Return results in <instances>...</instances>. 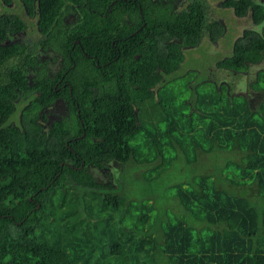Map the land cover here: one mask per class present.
Wrapping results in <instances>:
<instances>
[{
    "label": "trees",
    "instance_id": "16d2710c",
    "mask_svg": "<svg viewBox=\"0 0 264 264\" xmlns=\"http://www.w3.org/2000/svg\"><path fill=\"white\" fill-rule=\"evenodd\" d=\"M13 2L0 0V4ZM20 2L30 16L37 14L44 34L64 4L63 0ZM225 5L238 17L251 14L256 28L246 30L235 41L232 55L215 66L219 73L247 72L264 59V3L226 0ZM207 24L203 10L194 8L183 17L164 20L155 35L161 38L170 30L180 34L185 45H195ZM26 28L21 15L0 16V264H264V70L253 82L260 101L238 95L230 81L219 85L214 75L204 80L206 87L195 90V97L189 95L186 83L192 77L177 79L182 77L178 75L185 54L177 43L159 40L146 50L143 62L132 66L130 91L113 89L106 99L92 97L90 87L96 85L97 75L94 70L80 74L79 96L96 103L94 109L81 110L74 125L56 123L49 135L34 128L23 133L9 124L15 98L11 83L18 87L26 82L25 69L11 62L21 47L1 43ZM211 28V37L217 40L221 27ZM190 96L196 111L188 107ZM149 108L153 110L146 111ZM145 146L148 154H142ZM233 151L243 153L236 163L242 179L238 185L254 187L250 190L260 204L218 187L210 174H191L187 182L173 186L182 209L205 224L199 230H208L203 234L185 219L152 222L150 203L130 204L133 210H124L121 187H114L115 165L133 173L140 168L138 163L161 157L152 172L144 173L145 179L148 173L159 177L178 161L191 168L200 152ZM182 164L179 168L184 170ZM92 168L99 174L105 169L113 181L99 183ZM75 203L78 207L72 209ZM120 208L126 218L134 209L140 211L130 227L120 221L116 232L122 239L112 236L110 223L102 218L106 211L114 218ZM108 238L111 245L106 247Z\"/></svg>",
    "mask_w": 264,
    "mask_h": 264
},
{
    "label": "flooded vegetation",
    "instance_id": "af4514ba",
    "mask_svg": "<svg viewBox=\"0 0 264 264\" xmlns=\"http://www.w3.org/2000/svg\"><path fill=\"white\" fill-rule=\"evenodd\" d=\"M225 1L221 7L223 9L229 8ZM63 2L60 14L50 21L46 34L39 26L37 14L32 15V18L34 16L37 18L36 32H31L29 14L23 15L25 12L22 14L18 12L19 7L16 3L20 5L19 0H14L11 4H0L1 16L6 13L18 14L27 23L26 30L9 34L1 43L3 46L21 47L15 61L11 62L19 68L23 67L27 72L26 82L22 86L17 87L15 83H11L15 93L13 116H18V119L17 121L11 119L10 125L22 131L28 123L49 135L56 123L64 124L69 121L68 118L72 114L82 116L81 110L88 107L94 109L96 103H90L79 96L76 86L80 74L94 70L98 79L96 85L90 87L91 95L92 97L101 95L106 99L113 95V89L130 91L128 80L133 78L132 66L143 62L142 57H146L147 52L152 49L149 48L159 40H163L166 45L177 43L183 53L189 48H196L200 44L199 40L195 45H185L183 37L178 33H171L170 30L165 31L161 38L155 35L158 25H162L163 21L171 16L183 17L194 11V8L199 12L202 9L208 22V26L202 30L204 37L212 40V25L221 27L218 39H224V34L228 31L226 21L216 18L212 10L206 11L202 0H63ZM1 10L6 12L3 14ZM197 26L193 28L194 34ZM26 35L28 37H24ZM147 49L149 50L146 51ZM191 71L193 70H188L184 75H191ZM186 83L190 89L189 95L193 94L196 97L195 90H198L200 82L196 83L192 77ZM253 84L249 82L248 86L234 83L236 89L244 87L246 94L241 95L251 102L253 99L249 92L251 89L256 91ZM228 89L230 92V87ZM193 98L190 96L188 103L193 111H196ZM100 172L98 174L95 170L92 174L96 177L108 175L105 169Z\"/></svg>",
    "mask_w": 264,
    "mask_h": 264
},
{
    "label": "rangeland",
    "instance_id": "374dc122",
    "mask_svg": "<svg viewBox=\"0 0 264 264\" xmlns=\"http://www.w3.org/2000/svg\"><path fill=\"white\" fill-rule=\"evenodd\" d=\"M225 0H202V2L206 6V11L212 10V12L215 14L216 18H222L226 21V28L228 31L224 34V39H218V40H208L206 37H204V31H202V37L200 40V44L197 45V47L189 48L184 54H185V60L180 68V74L178 76H182L180 78H177L178 81L183 82L184 79H186L188 76L184 75L188 70L191 71L190 77H193V81L196 80V83L200 82L201 87H206V82L204 83V80L208 79L211 75H214V78L216 77V81L220 85V82H223L224 84H228L229 81L234 83H242L247 84L249 86V82L253 83L256 81L257 73L259 71L264 70V62H261L259 65H253L250 66L249 70L246 73H235L232 71H229V73H219L216 68V64L232 55L233 49H234V43L238 39V36L242 34L243 31L248 29H254L256 26H254L252 21L251 14H247V17H238L232 8H221L223 6V2ZM258 2L264 3V0H256ZM19 3H16L18 5L19 9L18 12L23 15L26 14V9L24 6H22V3L19 0ZM5 10H1V13H5ZM1 16V15H0ZM30 17L29 20V26H31L32 29L31 32H36L37 26L35 25L37 18L34 16ZM259 31L261 30V26H259ZM30 33V32H29ZM36 36V35H35ZM24 37H28L27 35ZM215 74H217L215 76ZM189 77V78H190ZM188 78V79H189ZM264 84V83H263ZM235 87V85H234ZM236 88V87H235ZM237 94H246V90L244 87H238L236 89ZM249 96L252 99H258L260 96V92L253 91L252 89L249 92ZM260 101V98H259ZM14 105V111H15V104ZM188 107L191 108L190 104L188 103ZM153 108H149L146 111H152ZM159 110V109H158ZM196 114H199L195 112ZM142 116H149V114H143ZM18 116H13L12 114V120L17 121ZM68 120L74 125V114L72 116H69ZM69 121H66L69 123ZM10 124V121H9ZM65 124V123H64ZM67 125V124H65ZM34 127H32L30 124H26L24 126L23 133H26L27 131H32ZM35 129V128H34ZM37 130V129H36ZM47 135V134H46ZM147 146L144 147V150L142 151V154H148L146 151ZM169 151L175 152V149H170ZM198 154L199 160L198 163L195 164L193 167L186 166V163L182 164V161H178L176 164H174L171 168L168 170H165L159 177H157L156 173H148V175L144 179V173H147L146 171L149 170V172H152V170L155 169L154 166L161 163L162 158L158 157L156 161L153 163H145L140 164L138 163V166H140L139 169L132 170L131 171L126 170L125 168L119 169L120 165H115L116 170L114 171L115 178L118 179L117 185H114L115 189L118 187H121L120 189V195L123 196L126 200L124 203V210L127 207H131V205H137L140 202L150 203L153 208V214L155 215V218L152 219V222L155 223L156 218H159L157 221V224L161 225L165 219V223H167L169 220H178V219H185L189 223L190 226H192L196 233H204L208 230H205L203 232H199L201 230L200 228L205 226L204 223L199 222L197 218H195L193 215L186 213L178 200L175 198V190L173 189V186L177 183L181 182H187L188 181V175H201V174H210L216 179V184L218 187H221L223 189H227L235 194L242 195L249 197L252 201H256L258 204H260V201L256 199V196L253 195V191L250 190L251 185L246 186H240L238 183L242 182L241 176L239 175V167L240 165L236 164L241 161V158L243 157V153L239 152L236 153V151L233 152H216L215 154H206L204 152H200ZM178 157L181 159L182 155L179 153ZM184 168V170H181L179 166ZM188 165V164H187ZM127 166L130 168L134 167L133 163H128ZM136 166V164H135ZM122 168V167H121ZM188 168V169H187ZM96 169L92 168L90 171L91 173H94ZM131 170V169H130ZM99 174V173H98ZM94 177H96L95 174H93ZM111 173L106 175V177H103L98 175L95 179L99 183H103L104 181L108 183L111 180ZM104 179V180H102ZM143 179V180H142ZM228 179V180H226ZM233 183H231L230 181ZM112 183V182H111ZM263 201L264 199L261 198ZM82 205L88 206V203L85 202L82 199L80 200ZM264 207V205H262ZM78 207V205L75 203L74 206H72V209ZM132 208V207H131ZM124 210L120 208V212L116 214L114 218L111 217V211H106L102 218L106 219L112 229V236L115 238L122 239V236L116 232V228H119V223L123 219L126 221L127 225L126 227H130L132 224H134L135 216L140 214V211H137L134 209L132 212V217H124ZM182 211H184V215H181ZM87 216V215H86ZM89 217V216H88ZM94 218L92 222L96 221V217L90 216ZM90 220L87 219V223H89ZM155 229V224H154ZM55 230V229H54ZM128 230V229H127ZM55 232V231H54ZM105 246L109 247L111 245V239H105ZM132 251H135L132 249ZM163 259L160 260V262ZM151 262V261H150ZM127 264H130V261L127 262Z\"/></svg>",
    "mask_w": 264,
    "mask_h": 264
},
{
    "label": "clouds",
    "instance_id": "9594fccd",
    "mask_svg": "<svg viewBox=\"0 0 264 264\" xmlns=\"http://www.w3.org/2000/svg\"><path fill=\"white\" fill-rule=\"evenodd\" d=\"M11 119H12V118H11ZM11 119H10V120H11ZM10 120H9V121H10Z\"/></svg>",
    "mask_w": 264,
    "mask_h": 264
}]
</instances>
